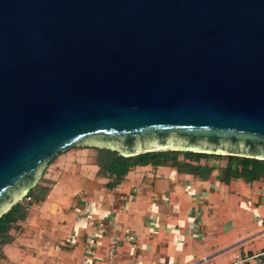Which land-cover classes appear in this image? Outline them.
<instances>
[{
    "label": "water",
    "instance_id": "water-1",
    "mask_svg": "<svg viewBox=\"0 0 264 264\" xmlns=\"http://www.w3.org/2000/svg\"><path fill=\"white\" fill-rule=\"evenodd\" d=\"M73 147L264 160V0H0V218Z\"/></svg>",
    "mask_w": 264,
    "mask_h": 264
},
{
    "label": "crops",
    "instance_id": "crops-1",
    "mask_svg": "<svg viewBox=\"0 0 264 264\" xmlns=\"http://www.w3.org/2000/svg\"><path fill=\"white\" fill-rule=\"evenodd\" d=\"M81 149L68 151L61 158L94 153V160L88 167L85 165L84 171L92 178L90 184L72 191L80 195L73 203L74 209L69 208L70 213L59 222L39 221L33 237L38 250L30 256L17 246L19 237L14 245L4 244L2 253L7 258L0 260V264H236L237 260H243L240 264H260L250 257L264 250V225L251 220L245 211L233 212L235 206L241 209L240 193L247 190L243 180L225 184L218 180L217 170L202 180L192 174L177 173L175 168L147 164L131 168L117 184L108 187L111 179L98 174L96 149ZM200 163L211 165L204 160ZM156 178L162 180L158 182ZM208 190L210 195L225 193L221 199L218 196L221 203L215 196L208 200L204 196V191L209 194ZM134 194L141 198L130 211L128 198ZM261 195L264 205V192ZM186 203L190 209L187 214L182 210ZM146 204L150 206L147 208ZM201 204H221L228 210L207 220L195 210ZM31 213L19 221L21 225L26 226L32 219ZM70 236L74 247L50 246L54 238ZM113 248L115 253L111 255Z\"/></svg>",
    "mask_w": 264,
    "mask_h": 264
},
{
    "label": "rangeland",
    "instance_id": "rangeland-1",
    "mask_svg": "<svg viewBox=\"0 0 264 264\" xmlns=\"http://www.w3.org/2000/svg\"><path fill=\"white\" fill-rule=\"evenodd\" d=\"M82 148L88 149L86 147H82ZM72 150L81 151L82 149L81 147H73L62 153L57 154L54 160L51 161V163H49L44 173L42 174L43 176L41 177L37 185L34 187L35 189H39V196L43 195V200L37 201L34 198V195H32L31 198L29 197V199L25 198L22 200L23 203H25L28 206L27 216L29 213L32 212L30 214L32 215L31 216L32 219H30L27 222L26 226L21 225L20 222L18 221L9 230V233H10L9 235L11 236L12 241L8 244L14 245V242H16V239L18 237L21 238L17 246H19L22 253L26 252L27 256H30V254L38 250L35 248L33 237L35 235L36 228L39 225V221L49 219L52 221L59 222L60 219H62L64 216H67L66 214L70 213L69 208L71 210L74 209L73 203L77 199L80 198L78 191L75 193H73L72 191L78 190V188L82 190V188H84L85 186H88L91 182L92 178L84 174V171L86 170L85 165L88 167V165H90L92 161L94 160V153L92 154V153L86 152L83 154H75L72 157L61 160V158L64 157V155H66V152L68 153V151L70 152ZM202 160H204V162L206 163H209L211 165H216V166L225 165L227 163L226 156L208 157ZM155 180L159 182L162 179L156 178ZM241 183L244 184V186H246V189H247V190H244V192L240 193L241 199L238 203V206L241 207L242 211L241 209H238L237 206H235L233 207L234 211L232 209L231 213L233 211L234 214L237 212L242 214L243 211H245V213L248 216L250 215L251 220L256 222L258 225L263 226L264 223L261 221V219L264 216V205L261 203V197H263L261 194H263L264 192V181L257 180L252 183H245L241 181ZM204 192H205L204 196H206L208 200L212 196H215L216 200L220 201V199L225 196V193H216L215 195H210L212 193L211 190H208L209 194H207L206 191ZM156 196L162 197L161 195H156ZM218 196H221L220 199H218ZM139 198H141V196L137 197L135 194L128 198L129 199L128 201L130 202V206H129L130 211L133 210L132 207L136 205L135 201L138 200ZM206 198H203V199L205 200ZM253 201H256V204ZM69 204L71 206H68ZM149 206L150 204H146L147 208ZM198 207L196 206V209H195L198 215L204 217L207 220L216 218L215 217L216 215L220 216L222 214H225L223 212L225 211L227 212L228 210L227 208H224L221 204L219 206L213 205V207L211 205L203 206V204H201ZM188 208H189L188 204L186 203L185 207L182 209L183 212L187 214L188 211H190V209L188 210ZM210 208L212 209L211 212H209ZM212 215L214 216L212 217ZM40 227L42 228V227H47V226L40 225ZM73 232L76 233V231H73ZM66 238L64 237L54 238L51 241L50 246L56 247V248L58 247L59 249H66L67 247L68 248L74 247L75 244L73 242V237L70 236ZM3 246L4 245L0 244V260L2 259L4 260L5 258H7V256H5L2 253ZM17 246H15L14 248L17 249ZM2 263H4V261Z\"/></svg>",
    "mask_w": 264,
    "mask_h": 264
},
{
    "label": "trees",
    "instance_id": "trees-1",
    "mask_svg": "<svg viewBox=\"0 0 264 264\" xmlns=\"http://www.w3.org/2000/svg\"><path fill=\"white\" fill-rule=\"evenodd\" d=\"M96 151L98 174L111 179L107 184L108 187L117 184L131 168L147 164L175 168L177 173L192 174L202 180H206L212 173L211 171L217 170L218 180L225 184L235 180H243L245 183H252L257 180L264 181V160L226 156L227 163L216 166L200 163L204 158L219 156L205 153L158 151L125 157L119 155L116 151L106 149H96ZM32 195L37 201L43 200V195L39 196V189L33 188L27 197L31 198ZM27 207L23 201H20L2 215L0 218V244L4 245L11 242L9 230L16 222L26 218Z\"/></svg>",
    "mask_w": 264,
    "mask_h": 264
},
{
    "label": "built area",
    "instance_id": "built-area-1",
    "mask_svg": "<svg viewBox=\"0 0 264 264\" xmlns=\"http://www.w3.org/2000/svg\"><path fill=\"white\" fill-rule=\"evenodd\" d=\"M27 198L29 199V197H27ZM262 220L264 221V216H263ZM113 243L115 245L116 241H114ZM113 253H115L114 248L111 250L110 254L112 255ZM250 258L258 259L260 261V264H264V250H261L260 252L255 253ZM242 261L243 260H237L235 263L240 264ZM190 264H194V263H190Z\"/></svg>",
    "mask_w": 264,
    "mask_h": 264
}]
</instances>
